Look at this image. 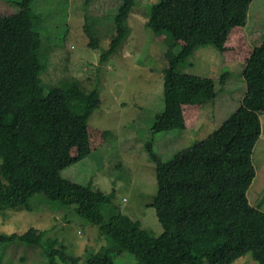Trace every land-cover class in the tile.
Masks as SVG:
<instances>
[{
  "label": "trees",
  "instance_id": "obj_1",
  "mask_svg": "<svg viewBox=\"0 0 264 264\" xmlns=\"http://www.w3.org/2000/svg\"><path fill=\"white\" fill-rule=\"evenodd\" d=\"M251 1L147 4L146 27L167 42L162 53L164 109L155 116L153 134L194 128L204 105L217 95L212 77L176 70L196 46L212 44L226 61H239L246 86L239 106L218 127L170 158L163 159L152 142L146 143L157 185L150 205L163 227L157 236L120 211L112 201L114 189L104 192L61 175L112 134L88 123L101 103L97 87L85 92L74 82L43 91L41 34L33 26L31 0L14 1L17 12L0 13V210H30L40 203L50 210L75 205L79 218L97 225L110 241L88 253L85 264H117L121 252L132 256L133 264H231L245 253L264 264V210L247 198L264 113V31L261 43L251 44L245 30ZM134 6L135 0L118 4L101 61L130 33L127 18ZM84 29L89 44L97 47L88 24ZM226 74L220 75V82ZM0 239L40 245L49 264H57L56 255L63 262L77 261L64 247L54 248L33 226L0 234Z\"/></svg>",
  "mask_w": 264,
  "mask_h": 264
},
{
  "label": "rangeland",
  "instance_id": "obj_2",
  "mask_svg": "<svg viewBox=\"0 0 264 264\" xmlns=\"http://www.w3.org/2000/svg\"><path fill=\"white\" fill-rule=\"evenodd\" d=\"M14 1L0 0V13L17 12ZM157 1L135 0L127 18L130 33L118 50L104 61H101V53L108 48L113 15L121 0H31L29 5L35 14L33 26L41 34L39 55L43 68L39 76L43 91L53 84L74 82L85 92L97 87L101 103L91 112L88 123L112 134L88 156L62 169L61 175L104 192L114 189L113 203L155 236L163 227L150 205L157 185L146 143L152 142L153 151L163 159L170 158L218 127L239 106L246 89L239 61H226L212 44L196 46L176 70L212 77L217 95L204 105L194 128L153 134L155 116L164 109L162 53L167 49V42L162 35L146 27L145 18L147 4ZM85 24L98 39L97 47L89 44ZM245 30L251 44L261 43L264 0L251 1ZM163 34L169 37L168 33ZM173 51L177 52L178 47ZM224 72L227 74L222 83L219 77ZM260 119L261 133L252 152L255 176L247 198L252 205L264 210V113ZM74 206L50 210L40 203L30 210L1 209L0 234L21 233L33 226L43 232V239L54 248L64 247L66 253L77 258L75 263L63 262L56 255L57 264H85L88 253L101 245H110V241L97 225L79 218ZM48 257L40 245L0 239V264H49ZM115 259L117 264L135 262L123 252ZM231 264H257V261L250 253H245Z\"/></svg>",
  "mask_w": 264,
  "mask_h": 264
},
{
  "label": "clouds",
  "instance_id": "obj_3",
  "mask_svg": "<svg viewBox=\"0 0 264 264\" xmlns=\"http://www.w3.org/2000/svg\"><path fill=\"white\" fill-rule=\"evenodd\" d=\"M133 219V218H132ZM134 220H136V219H134ZM139 221V220H138ZM140 226H141V223H140ZM142 227V226H141ZM143 228V227H142Z\"/></svg>",
  "mask_w": 264,
  "mask_h": 264
}]
</instances>
